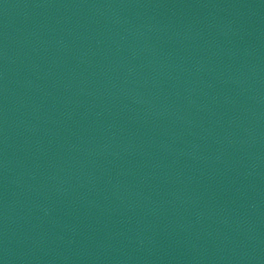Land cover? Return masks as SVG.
<instances>
[{
    "label": "water",
    "instance_id": "1",
    "mask_svg": "<svg viewBox=\"0 0 264 264\" xmlns=\"http://www.w3.org/2000/svg\"><path fill=\"white\" fill-rule=\"evenodd\" d=\"M0 264H264V0H0Z\"/></svg>",
    "mask_w": 264,
    "mask_h": 264
}]
</instances>
